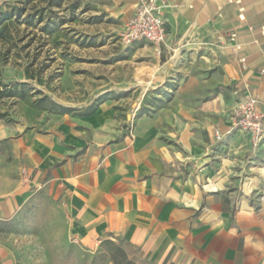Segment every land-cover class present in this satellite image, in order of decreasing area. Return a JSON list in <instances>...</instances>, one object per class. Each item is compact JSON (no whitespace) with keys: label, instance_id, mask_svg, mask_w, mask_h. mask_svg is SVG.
<instances>
[{"label":"crops","instance_id":"0c3cea01","mask_svg":"<svg viewBox=\"0 0 264 264\" xmlns=\"http://www.w3.org/2000/svg\"><path fill=\"white\" fill-rule=\"evenodd\" d=\"M81 1L123 27L136 2ZM165 20L157 70L180 75L169 103L131 122L106 101L23 130L30 183L56 191L89 247L120 241L140 264H264V120L256 147L228 133L242 97L264 114V0H170ZM231 33L239 50L208 45Z\"/></svg>","mask_w":264,"mask_h":264},{"label":"rangeland","instance_id":"374dc122","mask_svg":"<svg viewBox=\"0 0 264 264\" xmlns=\"http://www.w3.org/2000/svg\"><path fill=\"white\" fill-rule=\"evenodd\" d=\"M0 9L20 13L0 31V90L24 84L28 92L0 100V264H140L120 241L89 247L76 238L56 191L30 183L20 133L106 101L131 122L154 115L180 75L167 71L163 79V46H122L123 23L81 0H0ZM158 79L164 82L155 88ZM42 96L56 114L35 107Z\"/></svg>","mask_w":264,"mask_h":264},{"label":"built area","instance_id":"2783aa9c","mask_svg":"<svg viewBox=\"0 0 264 264\" xmlns=\"http://www.w3.org/2000/svg\"><path fill=\"white\" fill-rule=\"evenodd\" d=\"M170 5V0H136L132 13L126 21L119 41L124 47H132L137 44L147 43L155 47L163 46L167 40V29L165 12ZM236 35L231 33L226 36H216L215 44L210 43L219 49H224L226 43L233 44V48L239 50L235 44ZM244 59L240 63L244 65ZM257 99L245 96L242 97L232 108L229 116V132L235 130L251 136L253 146L256 147L263 138L262 121L264 114L257 109ZM219 141L222 135L215 133Z\"/></svg>","mask_w":264,"mask_h":264},{"label":"trees","instance_id":"16d2710c","mask_svg":"<svg viewBox=\"0 0 264 264\" xmlns=\"http://www.w3.org/2000/svg\"><path fill=\"white\" fill-rule=\"evenodd\" d=\"M16 9H10V11H1L0 9V31L4 28V24L10 21L12 18L16 17L20 13H15ZM25 85L21 84L19 86L7 87L3 86L0 90V100L7 99H19L24 100L28 96V92L24 89ZM45 104L49 106L48 109L45 108ZM36 108L42 111H50L53 114H56V110L58 107L52 103L47 96H42L40 99L34 102ZM95 108L88 111L86 115H90L94 112ZM64 113L68 112V110H64ZM1 119V117H0ZM107 244H111L112 242L107 240L105 241Z\"/></svg>","mask_w":264,"mask_h":264}]
</instances>
